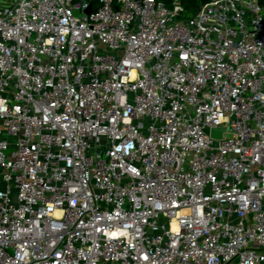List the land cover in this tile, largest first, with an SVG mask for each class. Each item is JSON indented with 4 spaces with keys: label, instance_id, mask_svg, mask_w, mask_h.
<instances>
[{
    "label": "built area",
    "instance_id": "2783aa9c",
    "mask_svg": "<svg viewBox=\"0 0 264 264\" xmlns=\"http://www.w3.org/2000/svg\"><path fill=\"white\" fill-rule=\"evenodd\" d=\"M178 10L0 0V264H264V4Z\"/></svg>",
    "mask_w": 264,
    "mask_h": 264
},
{
    "label": "trees",
    "instance_id": "16d2710c",
    "mask_svg": "<svg viewBox=\"0 0 264 264\" xmlns=\"http://www.w3.org/2000/svg\"><path fill=\"white\" fill-rule=\"evenodd\" d=\"M165 1L171 8L179 7V16L190 18L197 13L202 4L209 0H178L177 3H173L174 0ZM92 2L94 6L98 4V0H92ZM260 2L264 4V0H260Z\"/></svg>",
    "mask_w": 264,
    "mask_h": 264
},
{
    "label": "water",
    "instance_id": "95a60500",
    "mask_svg": "<svg viewBox=\"0 0 264 264\" xmlns=\"http://www.w3.org/2000/svg\"><path fill=\"white\" fill-rule=\"evenodd\" d=\"M90 11V7L87 8V12ZM222 129H219V130H213V135L216 136V137H220L221 133H222Z\"/></svg>",
    "mask_w": 264,
    "mask_h": 264
},
{
    "label": "rangeland",
    "instance_id": "374dc122",
    "mask_svg": "<svg viewBox=\"0 0 264 264\" xmlns=\"http://www.w3.org/2000/svg\"><path fill=\"white\" fill-rule=\"evenodd\" d=\"M76 1H79V0H76ZM88 1H92V0H88ZM173 3H174V2H173ZM179 18H181V19H185L186 17H182V16L180 15Z\"/></svg>",
    "mask_w": 264,
    "mask_h": 264
}]
</instances>
